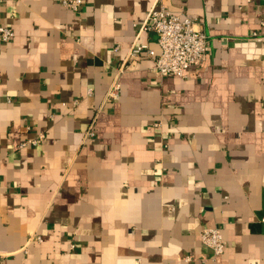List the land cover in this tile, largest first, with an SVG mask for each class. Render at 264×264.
Masks as SVG:
<instances>
[{
    "label": "crops",
    "instance_id": "crops-1",
    "mask_svg": "<svg viewBox=\"0 0 264 264\" xmlns=\"http://www.w3.org/2000/svg\"><path fill=\"white\" fill-rule=\"evenodd\" d=\"M68 1L0 0V264H264V0ZM157 1L206 36L184 77L129 56Z\"/></svg>",
    "mask_w": 264,
    "mask_h": 264
},
{
    "label": "built area",
    "instance_id": "built-area-1",
    "mask_svg": "<svg viewBox=\"0 0 264 264\" xmlns=\"http://www.w3.org/2000/svg\"><path fill=\"white\" fill-rule=\"evenodd\" d=\"M158 1L150 8L143 28L155 32L159 52L155 53L153 49L145 45L133 46L129 51V56H136L144 49L146 56L153 57L152 69L159 75L170 74L184 77L188 69L200 66L204 62L207 52L206 36L192 18L176 14ZM65 3L76 9L81 1L71 0ZM13 36L12 28L0 25L2 41L7 42ZM44 136L43 133H39L34 139L20 142V146L26 144L36 146ZM199 236L202 243L212 250L214 257L223 253L226 241L217 226H204L201 228Z\"/></svg>",
    "mask_w": 264,
    "mask_h": 264
}]
</instances>
